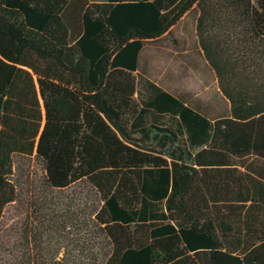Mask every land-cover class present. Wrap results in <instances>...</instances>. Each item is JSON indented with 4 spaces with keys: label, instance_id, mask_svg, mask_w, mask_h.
Listing matches in <instances>:
<instances>
[{
    "label": "trees",
    "instance_id": "obj_1",
    "mask_svg": "<svg viewBox=\"0 0 264 264\" xmlns=\"http://www.w3.org/2000/svg\"><path fill=\"white\" fill-rule=\"evenodd\" d=\"M192 10L222 104L136 96ZM32 156L51 191L88 187L100 264H264V0H0V264H67L37 253Z\"/></svg>",
    "mask_w": 264,
    "mask_h": 264
},
{
    "label": "rangeland",
    "instance_id": "obj_2",
    "mask_svg": "<svg viewBox=\"0 0 264 264\" xmlns=\"http://www.w3.org/2000/svg\"><path fill=\"white\" fill-rule=\"evenodd\" d=\"M194 10L186 14L170 34L156 43H148L142 53V65L150 78L175 92L210 104H222L213 72L196 50ZM136 76V74H135ZM249 161L256 162L249 158ZM15 179L21 187L32 183L37 187L41 221L37 222V253L52 260L65 259L67 264H100L103 237L89 215V190L77 182L65 190L51 191L43 183L40 161L32 157H16ZM19 217L17 206L6 210L5 224Z\"/></svg>",
    "mask_w": 264,
    "mask_h": 264
},
{
    "label": "crops",
    "instance_id": "obj_3",
    "mask_svg": "<svg viewBox=\"0 0 264 264\" xmlns=\"http://www.w3.org/2000/svg\"><path fill=\"white\" fill-rule=\"evenodd\" d=\"M142 73V74H141ZM148 81H153L155 84H159L160 85V83H159V81L158 80H156V79H154V78H150L147 74H145V72L144 71H142L141 70V72L140 73H138V74H136V93H135V95L137 96L138 95V93H139V91L140 90H143L142 89V84L141 83H145V82H148ZM164 89H166V90H170V91H173V90H171V89H169V88H166V87H164Z\"/></svg>",
    "mask_w": 264,
    "mask_h": 264
}]
</instances>
